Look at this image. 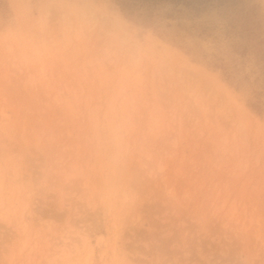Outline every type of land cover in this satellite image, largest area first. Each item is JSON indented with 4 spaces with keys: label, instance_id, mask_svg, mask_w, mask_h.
Returning <instances> with one entry per match:
<instances>
[{
    "label": "rangeland",
    "instance_id": "rangeland-1",
    "mask_svg": "<svg viewBox=\"0 0 264 264\" xmlns=\"http://www.w3.org/2000/svg\"><path fill=\"white\" fill-rule=\"evenodd\" d=\"M0 264H264V0H0Z\"/></svg>",
    "mask_w": 264,
    "mask_h": 264
},
{
    "label": "bare ground",
    "instance_id": "bare-ground-1",
    "mask_svg": "<svg viewBox=\"0 0 264 264\" xmlns=\"http://www.w3.org/2000/svg\"><path fill=\"white\" fill-rule=\"evenodd\" d=\"M116 173H117V171H116ZM119 173V172H118ZM130 175V174H129ZM114 176H115V174H114ZM123 179V178H122ZM127 182H129V181H127ZM109 185V184H108ZM109 189H111V188H109ZM122 190V189H121ZM103 193V192H102ZM108 193V192H107ZM115 193V192H114ZM124 193V192H123ZM123 193H121V194H123ZM119 196V195H118ZM126 198V197H125ZM124 202H126V199H125V201Z\"/></svg>",
    "mask_w": 264,
    "mask_h": 264
}]
</instances>
